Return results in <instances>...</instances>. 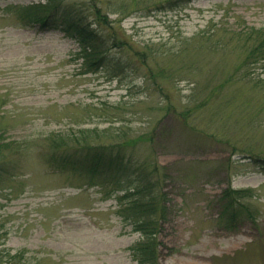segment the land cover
Wrapping results in <instances>:
<instances>
[{
	"label": "rangeland",
	"instance_id": "rangeland-1",
	"mask_svg": "<svg viewBox=\"0 0 264 264\" xmlns=\"http://www.w3.org/2000/svg\"><path fill=\"white\" fill-rule=\"evenodd\" d=\"M42 1L0 0V135L13 144L15 172L0 193V264H136L140 235L116 199L46 163L50 134L95 128L113 133L101 144H125L158 170L168 208L158 264H264V63L247 61L237 38L264 29V0L164 12L159 0H115L132 14L109 16L113 30L92 26L117 44L114 67L95 75L84 74L74 41L23 29L5 12ZM87 107H107L110 123ZM230 189L249 192L241 202L252 218L244 211L227 230L219 216Z\"/></svg>",
	"mask_w": 264,
	"mask_h": 264
},
{
	"label": "trees",
	"instance_id": "trees-1",
	"mask_svg": "<svg viewBox=\"0 0 264 264\" xmlns=\"http://www.w3.org/2000/svg\"><path fill=\"white\" fill-rule=\"evenodd\" d=\"M114 1L43 0L42 3L26 7H8L5 12L13 16L23 29L58 31L74 41L79 49L76 60L81 61L84 74L95 75L108 72L114 67L110 44H117L113 37L106 40L92 26L113 30L109 25V16L123 19L132 14L128 12L130 5L127 2L118 4ZM152 1L154 0H147L146 3L150 5ZM195 1L200 0H159L155 7L160 12L171 11ZM131 3L139 2L132 0ZM150 9V6L145 7V10L151 11ZM89 19L93 20V24L88 23ZM237 35L240 43L243 42L247 61L264 63V29H253ZM119 46L126 48L127 43L121 42ZM147 57H154L152 50L143 53L140 61L145 64ZM148 77L156 83V76L152 71H149ZM93 111L104 118V123H110L111 116L106 112L107 107L85 108L88 116ZM112 134L111 129L99 131L97 128L77 131L71 129L66 134H50L46 140L50 147L46 156L47 166L55 173L71 174L89 189L99 188L104 191L106 198L114 197L119 217L132 227L134 233L140 235V240L130 248L132 259L136 264H158V236L163 224L168 221L166 196L160 190L158 170L150 171L145 163L136 162L131 156H127L125 144H101L102 141H111ZM12 146L11 143H4L0 135V193L6 191V185L15 179V172L11 171L7 157ZM248 194L247 191L231 189L223 193L219 222L227 230L236 227L244 211L252 218L241 202Z\"/></svg>",
	"mask_w": 264,
	"mask_h": 264
}]
</instances>
